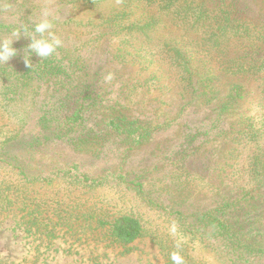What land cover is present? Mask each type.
<instances>
[{
  "label": "trees",
  "instance_id": "16d2710c",
  "mask_svg": "<svg viewBox=\"0 0 264 264\" xmlns=\"http://www.w3.org/2000/svg\"><path fill=\"white\" fill-rule=\"evenodd\" d=\"M36 2L0 0V40L45 10L62 40L29 67L21 36L0 64V221L38 241L16 264L68 233L145 237L163 264H264V0Z\"/></svg>",
  "mask_w": 264,
  "mask_h": 264
},
{
  "label": "rangeland",
  "instance_id": "374dc122",
  "mask_svg": "<svg viewBox=\"0 0 264 264\" xmlns=\"http://www.w3.org/2000/svg\"><path fill=\"white\" fill-rule=\"evenodd\" d=\"M50 0H37V11H40L45 6L51 5ZM260 3V0H257ZM260 5V4H259ZM104 6L101 12L106 11ZM76 15H73L75 19H81L84 15V11H73ZM95 17V16H94ZM86 21L85 19L82 22ZM71 33L76 32L75 27H69ZM91 62L96 63V66L102 65L104 61V48L97 47L92 50L88 55ZM110 72L109 74H111ZM150 94V93H149ZM169 94V93H167ZM168 101L173 104L177 103V97L175 90L170 92L167 96ZM28 104H24L25 108ZM20 104L11 105V111L15 112ZM162 110L165 114L169 112V108L163 106ZM250 116H262L259 111L256 102L253 98L250 103L244 108ZM31 116H35L34 113ZM173 118V116H167ZM3 130H0V134ZM4 132V131H3ZM160 158L157 159V161ZM159 162V161H158ZM96 168L95 164H92ZM92 167V168H94ZM16 219H4L0 221V260L7 263H19L28 259L31 248L37 244V242L31 243V238L27 237L25 233L15 227ZM59 235H63L62 231H59ZM77 237V236H76ZM78 237L90 239L89 236H84L78 233ZM74 241L71 234H65L61 238L55 240V245L47 248L40 255V264H163L162 258L157 248L150 242L148 238H142L136 240L125 246L107 245L106 243H95L94 241L87 243H78ZM29 242V243H28ZM31 243V244H30Z\"/></svg>",
  "mask_w": 264,
  "mask_h": 264
},
{
  "label": "clouds",
  "instance_id": "9594fccd",
  "mask_svg": "<svg viewBox=\"0 0 264 264\" xmlns=\"http://www.w3.org/2000/svg\"><path fill=\"white\" fill-rule=\"evenodd\" d=\"M43 19L35 23L29 32L27 26H18L11 30L10 39L0 40V64H7V62L17 55V49L13 47V42L19 40L21 36L29 39V43L24 49V63L26 66H31V55L35 54L41 59L52 56L56 53L57 49L62 46V40L56 35L53 29V21L48 17L51 13L45 10ZM111 80V74L106 77ZM175 233V228L172 229ZM179 247V244L177 245ZM173 264H182V258L177 253L171 254Z\"/></svg>",
  "mask_w": 264,
  "mask_h": 264
}]
</instances>
